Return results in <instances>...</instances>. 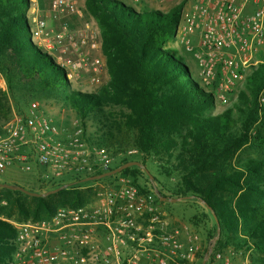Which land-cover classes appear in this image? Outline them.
<instances>
[{"label":"trees","instance_id":"trees-1","mask_svg":"<svg viewBox=\"0 0 264 264\" xmlns=\"http://www.w3.org/2000/svg\"><path fill=\"white\" fill-rule=\"evenodd\" d=\"M84 5L99 27L108 73V80L93 91L72 88L65 69L34 42L26 17L30 0H0V74L6 86V92L0 88V119L10 112L6 93L20 112L36 97L70 110L90 143L106 147L113 156L131 145L144 155L142 164L150 156L158 172L173 179L169 194L160 187L159 192L193 196L183 200L202 206L192 218L210 219L207 235L212 238L217 224L199 202L202 198L220 227L214 248L250 249L252 264H264V61L251 67L233 107L212 113L213 92L191 76L176 56L179 49L169 42L182 1L166 11L146 4L138 9L122 0H84ZM244 146L260 156L238 158ZM129 160L125 157L108 170ZM142 174L133 165L101 179L74 176L52 183L45 191L69 185L46 196L0 187V264H11L16 229L10 220H43L59 207L90 203L94 183L119 175L129 176L141 191H151L152 186L139 182ZM38 182L33 176V185Z\"/></svg>","mask_w":264,"mask_h":264},{"label":"built area","instance_id":"built-area-1","mask_svg":"<svg viewBox=\"0 0 264 264\" xmlns=\"http://www.w3.org/2000/svg\"><path fill=\"white\" fill-rule=\"evenodd\" d=\"M181 1L176 43L193 57L198 78L215 100L227 102L246 70L264 61V0ZM84 13L77 0H50L49 11L34 20L33 35L40 39L48 18L60 20V27L51 29L52 40L74 56H56L68 78L78 63L95 72L106 68L96 33L87 26L69 27L67 17ZM113 162L109 149L87 140L79 119L57 130L38 100L0 126V172L17 167L52 184L106 171ZM95 191L90 203L59 207L47 219L10 220L16 229L10 263L191 264L196 235L184 236L185 228L160 210L153 189L143 192L129 176L119 175ZM205 264L252 262L248 254L213 247Z\"/></svg>","mask_w":264,"mask_h":264},{"label":"rangeland","instance_id":"rangeland-1","mask_svg":"<svg viewBox=\"0 0 264 264\" xmlns=\"http://www.w3.org/2000/svg\"><path fill=\"white\" fill-rule=\"evenodd\" d=\"M49 1L50 0H30V7L27 9L26 17H27L28 24L31 28L32 33H34V30H35L34 20L43 18L45 16V13L49 11ZM122 1H124L127 4H131L138 9H140L142 4H146V5H149V7L158 8L163 11L168 10L171 6L180 2V0H164L162 2L155 1V0H144L142 3L141 2L136 3L131 0H122ZM72 17H76V16H70L66 18L68 21L69 27L73 29L80 28V26L72 24V20H71ZM77 18L78 20L82 21L81 27H86L85 24H87L88 25L87 27L89 29L93 31L95 30L97 33L96 34L97 38L100 41V38L98 37L99 35H98V28L96 26V23L94 21L92 23L91 21L92 19L88 16L87 12L84 13L82 17H77ZM59 27H60V20H57V18L50 17L47 19V28L45 32L40 34L41 39L42 37L47 38V40L45 41L51 43L52 46L51 47L49 46L50 48L45 46L43 42L41 41V39L37 38L35 35H33V40L37 44V46L40 47L42 51H47V52L49 51V53L54 56L55 60H56L55 56L58 54H61L63 58H66V59L69 58L70 60H74V56L72 52L67 47L65 48L59 47L58 44L52 40L51 29L57 30ZM175 32H176V29L173 31L172 36L169 38V42L172 44V46H174L176 43ZM176 56L178 58H182L183 62L186 64V66H188L191 76L194 78H197L198 81L202 84L201 80L198 78L196 68H194L191 64H189L186 55L180 50H178L176 51ZM246 72L249 73V69L246 70ZM66 77L68 78V74H66ZM68 79L70 80V83L72 84L71 87L74 89H80L82 91H93L97 89L101 84L105 83L108 80V73H107L106 68H104L103 70L99 72H95V71H92L90 68H86V66H83L78 63L77 69L72 72L71 77ZM244 87H245V80L238 83L234 91L228 96L227 102H222L216 99L215 105L212 109H210V112L219 113L228 107H233V105L238 101L237 100L238 92L244 89ZM0 88L2 91L6 92L5 81L1 74H0ZM6 95L8 97L7 98L8 104L10 105V112L8 113L6 118L0 119V126L5 124L10 118L13 117L14 114L21 113L20 111H18L12 98L7 93ZM32 100H38L40 102V104L42 105V109L49 117H51L52 123L57 130H62L64 128H67V129L70 128L71 121L74 119H77L74 113L71 112L70 110L60 108L59 106L55 104H51L50 102L44 101L37 97ZM27 106L28 104L22 107V109L25 110ZM130 149L137 150V148L129 145L128 148H125V152H120L119 154L114 156V162L112 165L118 163L120 160H122L125 157L131 160H137L141 162L144 155H142V153L139 152L138 150H137L138 151L137 153L129 154L128 151ZM259 156H260V152L250 146H244L242 150L238 153V158L240 159L258 158ZM144 161L145 163L143 165L148 169V171L153 176L157 177V180L156 181L154 180L153 184L157 188L158 187L162 188L164 193L169 194L168 189L171 183L173 182V179L168 180L163 175H161L157 170L155 162L152 160L150 156L146 157ZM7 169H11L13 174L16 176L15 177L16 180L19 182V184L23 185L25 188H28V187H32L36 189L38 188L40 192H43L45 191V188H49V186L51 185L50 182L44 183V182H41L40 180L38 184L34 183V185H28L27 183L30 182L31 179L28 177V175H26L27 172H24L17 167H9ZM5 170L3 172H0V181H6L5 178L8 177L7 174H9V172L8 170L5 172ZM141 170L144 172V174H142L141 177L139 178V182L141 184L143 183V184L152 186L151 181L149 180L146 172L142 168ZM68 178L69 177H67L66 179ZM7 182L14 183V181H7ZM108 182L109 180H102V181H98L97 183H94L93 185L95 187H98L100 184H106ZM152 189H153V186H152ZM168 202L169 203L164 202L160 204L159 206L160 210L166 212L180 226L185 228L184 230L185 237H188V235H192V236L196 235L197 238L195 240L193 239V242L196 246H198V248L194 251V258L191 264H201L204 252L206 251L208 243L211 239L207 235L208 228L211 224L210 219H205L203 217L201 220L199 219L194 220L192 218L193 214L201 211L202 209V206H199L195 202H190V201L185 202L183 199L177 200L175 202H170V201ZM189 243L190 242H188V244ZM230 250L236 251L237 249H234L232 246H230ZM238 250L239 251L237 252L238 253L240 252L241 255L251 253L250 249L249 250L238 249Z\"/></svg>","mask_w":264,"mask_h":264},{"label":"water","instance_id":"water-1","mask_svg":"<svg viewBox=\"0 0 264 264\" xmlns=\"http://www.w3.org/2000/svg\"><path fill=\"white\" fill-rule=\"evenodd\" d=\"M138 166L140 168H142L146 174L148 175V178L149 180L151 181V184L153 186V192L155 193V195L159 198L160 201H170V202H175L177 200H181V199H185V198H192L193 196H185V197H167V196H164L162 195L158 188L153 184V181H154V176L148 171V169L140 162V161H137V160H129V161H126L120 165H118L117 167H114L112 169H109V170H106L104 172H101V173H98V174H94V175H89V176H86L84 178L81 179V181H90V180H95V179H101V178H104V177H107V176H111V175H114V174H117L119 172H121L123 169L127 168V167H130V166ZM67 185H69V183H64L58 187H55V188H52V189H48L46 191H43V192H38V191H33V190H30V189H27L25 188L24 186L18 184V183H11V182H7V181H0V187H5V188H9V189H13V190H19L25 194H28L30 196H46V195H49V194H52V193H55L57 192L58 190L62 189V188H65ZM199 202L202 203L203 205H205L207 207V209H209L216 221V233L215 235L210 239L209 243H208V246H207V249L206 251L204 252V255H203V259H202V262L201 264H205L213 247L215 246V243H216V240L218 238V236L220 235V227L218 225V222H217V218L213 212V210L211 209V207L202 199V198H198Z\"/></svg>","mask_w":264,"mask_h":264},{"label":"crops","instance_id":"crops-1","mask_svg":"<svg viewBox=\"0 0 264 264\" xmlns=\"http://www.w3.org/2000/svg\"><path fill=\"white\" fill-rule=\"evenodd\" d=\"M131 1H133V2H136V3H138V2H143L144 0H131ZM77 2H78V5L80 6V7H82V8H84V10H85V12H86V9H85V5H84V0H77ZM149 6V5H148ZM165 10V9H164ZM166 11V10H165ZM88 14V13H87ZM88 16L92 19L91 21H92V23H93V21L96 23V26H97V28H98V37L100 38V31H99V27H98V25H97V22H96V20L93 18V17H91L89 14H88ZM34 19V18H33ZM71 20H72V24H74V25H77V26H80V28H82L81 27V24H82V21L81 20H78V18L77 17H72L71 18ZM85 26H88L87 24H85ZM94 32L96 33V31L94 30ZM97 34V33H96ZM45 40H47V38H43L42 37V39H41V41L43 42V44L45 45V46H47V47H51L52 45H51V43H49V42H47V41H45ZM100 41H101V38H100ZM49 47V48H50ZM174 47L175 48H178L181 52H183V50H182V48L177 44V43H175V45H174ZM49 52V51H48ZM93 53L94 54H96L97 53V51H93ZM184 53V52H183ZM185 55H186V57H187V59H188V62H189V64H191L194 68H197V65H196V63H195V61H194V59H193V57L190 55V54H187V53H184ZM56 56H62L61 54H58V55H56ZM55 56V57H56ZM8 170V172H9V174H7V178H5V180L6 181H14V182H16V183H18L19 184V182L16 180V176L13 174V172L11 171V169H7ZM7 170H5V172L7 171ZM4 172V173H5ZM26 175H28V177L31 179L30 180V182H28L27 184L28 185H33V176H36V173H27ZM21 185V184H20ZM23 186V185H22ZM228 249L230 250V246H228ZM230 252L231 253H233V252H237V251H234V250H230ZM239 260H237V259H235L234 260V262H238Z\"/></svg>","mask_w":264,"mask_h":264}]
</instances>
